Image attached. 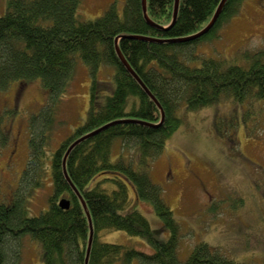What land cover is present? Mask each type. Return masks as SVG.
<instances>
[{"label": "trees", "instance_id": "obj_1", "mask_svg": "<svg viewBox=\"0 0 264 264\" xmlns=\"http://www.w3.org/2000/svg\"><path fill=\"white\" fill-rule=\"evenodd\" d=\"M78 1L7 0L8 9L0 15V89H6L13 80L38 78L49 99L29 119V155L18 187L12 198L0 200V264L13 263L20 238L26 233L40 244L44 264H84L88 220L63 173L62 159L73 141L107 123L112 124L78 141L65 160L68 176L91 214L94 236L87 264H112L116 260L128 264L133 258H138L139 264H248L224 256L205 241L198 242L183 262L178 261V223L147 170L150 159L162 151L182 121L177 116L182 102L193 111L224 98L264 101V49L248 52L246 65L205 58L199 67H192L184 61L196 57L192 49L197 43L217 36L242 0H226L207 33L179 42L175 39L203 29L221 0H179L171 25L175 0L145 1L153 25L146 23L141 0H125L121 14L114 2L102 15L88 20L77 17ZM115 38L124 58L164 110L162 124L156 103L116 56ZM76 58L93 75L87 119L48 154L56 105L69 85ZM106 67L113 68L112 88L96 78V73ZM107 87L111 92L96 109L95 94ZM116 138L122 140L123 148L136 146L135 151L140 152L136 164L122 155L113 160ZM48 168L52 192L47 196V208L29 217L26 198L34 187H41ZM95 176L102 177L89 186ZM128 186L136 198L151 202L170 232L166 240L153 234L139 210L122 212L129 202ZM61 197L69 199L68 209L57 204ZM105 230L139 236L152 252L102 241L100 233Z\"/></svg>", "mask_w": 264, "mask_h": 264}, {"label": "rangeland", "instance_id": "obj_2", "mask_svg": "<svg viewBox=\"0 0 264 264\" xmlns=\"http://www.w3.org/2000/svg\"><path fill=\"white\" fill-rule=\"evenodd\" d=\"M114 2L121 14L125 0H79L76 15L82 20L93 19ZM6 9L7 0H0V15ZM229 18L215 38L194 46L196 57L184 59L189 66L199 67L205 58L246 65L248 52L264 49V0H242ZM96 74L98 82L113 87L112 67L101 68ZM92 80L88 67L76 58L69 85L56 105L48 154L87 119ZM108 87L96 92V109L110 94ZM45 90L38 78L13 80L0 89V200L12 198L18 187L29 155V119L48 104ZM184 104L177 109L182 121L162 151L150 159L147 169L178 223L177 259L183 262L198 242L205 241L233 260L264 264V101L224 98L193 111ZM124 148L122 140L116 138L113 160L122 155L136 164L140 155L136 146ZM44 172L41 187H34L27 195L29 217L47 208V196L52 192L50 168ZM101 177L95 176L89 186ZM127 192L129 202L122 212L139 210L153 234L166 240L170 232L151 202L136 198L131 186ZM100 237L105 242L152 252L145 239L121 230H105ZM17 249L12 264H44L42 248L29 234L21 236ZM112 264L127 263L116 260ZM128 264H139V260L133 258Z\"/></svg>", "mask_w": 264, "mask_h": 264}, {"label": "water", "instance_id": "obj_3", "mask_svg": "<svg viewBox=\"0 0 264 264\" xmlns=\"http://www.w3.org/2000/svg\"><path fill=\"white\" fill-rule=\"evenodd\" d=\"M146 0H141L142 2V13H143V16L144 18L146 19V23H149L151 25H153V22L150 20V18L148 17L147 15V10H146ZM178 1L179 0H175L174 1V10H173V16H172V20H171V23L170 25L175 21V18H176V14H177V10H178ZM226 0H221L220 3L218 4L212 18L210 19V21L207 23V25L199 30L198 32L194 33V34H191V35H188L186 37H183V38H177L175 39V41H186V40H193L195 38H198L200 37L201 35L207 33L210 28L214 25V23L216 22L219 14L221 13V10H222V7L224 5ZM118 44V40L117 38H115V42H114V48H115V51H116V56H118V58L120 59V61L122 62V64L126 67V69H128V72L131 74V76H133L138 84H140V86H142V88L145 90V92L148 94V96L156 103L157 107L159 108V111H160V114H161V118H160V121H159V124L163 122V119H164V110L162 109V107L160 106L159 102L157 101V99L151 94V92H149L148 88L145 86V84L141 81V79L139 78V75L136 74V72L132 69V67L129 65V63L127 62V60L124 58V56L122 55L120 49H119V46L117 45ZM110 124L112 123H107L105 125H102L101 127H99V129L97 128L96 130L90 132V133H87L81 137H79L78 139H76L75 141H73L69 147L67 148V150L65 151V154L63 156V159H62V170H63V173L67 179V181L69 182V184L71 185V187L73 188V190L75 191V193L77 194L81 204H82V207L83 209L85 210V215L87 216V220H88V226H89V235H88V244H87V249H86V253H85V259H84V264H87V259H88V255H89V249H90V245H91V241H92V237L94 236L93 235V226H92V220H91V214L88 212L87 210V205L84 201V199L82 198L80 192L76 189V187L72 184L68 174L67 173V170H66V157H67V154L68 152L70 151V149L78 143V141H81L99 131H101V129H104L106 128L107 126H109ZM59 207H61L62 209H68L70 207V201L68 198L66 197H61L59 200H58V203Z\"/></svg>", "mask_w": 264, "mask_h": 264}]
</instances>
